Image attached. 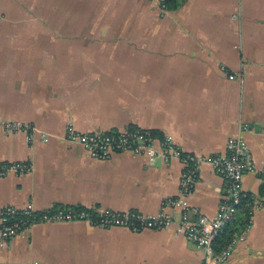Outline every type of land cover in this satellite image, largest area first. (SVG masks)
<instances>
[{
  "label": "crops",
  "instance_id": "obj_1",
  "mask_svg": "<svg viewBox=\"0 0 264 264\" xmlns=\"http://www.w3.org/2000/svg\"><path fill=\"white\" fill-rule=\"evenodd\" d=\"M176 1L167 10L161 0H0V120L37 131L32 144L0 127V163L31 169L0 178V209L179 217L163 205L180 195V159L95 160L66 140L70 124L150 131L197 156L226 154L241 137L264 167V0ZM243 188L264 203V179L247 174ZM225 194L204 164L187 200L214 217ZM247 208L225 264H264V208ZM0 264H204V255L175 226L41 223L0 248Z\"/></svg>",
  "mask_w": 264,
  "mask_h": 264
},
{
  "label": "built area",
  "instance_id": "obj_2",
  "mask_svg": "<svg viewBox=\"0 0 264 264\" xmlns=\"http://www.w3.org/2000/svg\"><path fill=\"white\" fill-rule=\"evenodd\" d=\"M167 0H161L166 9ZM234 79L233 76L230 77ZM0 127L7 134L25 133L33 144L37 137L34 126L23 121H1ZM66 140L79 145L89 156L99 161H109L115 155L130 153L145 155L150 159L178 158L183 164L180 195L164 201V209L179 211L176 219L162 211L157 216H145L142 213L128 211L115 212L96 207L87 209H58L36 212L31 209L19 210L13 207L0 209V248L6 247L15 237L30 231L41 223L85 222L102 229L123 228L133 232L146 229L174 227L179 235L196 245L204 255V264H225L234 252V241L218 248L217 241L222 233L234 223L245 206L264 208V203L256 196L246 193L243 179L247 174H255L264 179V167L258 168L246 141L239 137L229 142V152L212 156L184 154L176 147L171 138H160L150 131L141 129L114 133H81L72 124L66 128ZM40 138V137H39ZM43 139H46L44 136ZM41 140V138H40ZM204 164H209L223 178L226 194L222 199L217 214L209 217L199 209L190 207L188 197L193 193ZM27 164L0 163V178L10 172L25 174L30 172Z\"/></svg>",
  "mask_w": 264,
  "mask_h": 264
},
{
  "label": "trees",
  "instance_id": "obj_3",
  "mask_svg": "<svg viewBox=\"0 0 264 264\" xmlns=\"http://www.w3.org/2000/svg\"><path fill=\"white\" fill-rule=\"evenodd\" d=\"M167 5V10H169V8H175L177 6V1L176 0H167L166 2ZM136 130V129H135ZM154 135H156L157 137H159L157 134L154 133ZM72 209H77V208H73L70 207ZM69 207L67 208H56L50 211H54V210H58V209H70ZM79 209H83V208H79ZM250 210V207H249ZM247 208V213L249 214V211ZM128 212V211H127ZM240 222L239 223H234L231 227L229 226L223 233L222 235L219 237V240L217 241V245L218 248H222L225 244L228 243V241H230L231 239H233V236L241 230L240 228ZM244 225V224H243Z\"/></svg>",
  "mask_w": 264,
  "mask_h": 264
},
{
  "label": "rangeland",
  "instance_id": "obj_4",
  "mask_svg": "<svg viewBox=\"0 0 264 264\" xmlns=\"http://www.w3.org/2000/svg\"><path fill=\"white\" fill-rule=\"evenodd\" d=\"M41 141H42V142H46V141H47V139H46V141H45V139H43V138L41 137Z\"/></svg>",
  "mask_w": 264,
  "mask_h": 264
}]
</instances>
